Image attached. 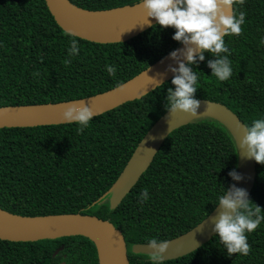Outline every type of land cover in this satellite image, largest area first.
<instances>
[{
    "label": "trees",
    "instance_id": "obj_1",
    "mask_svg": "<svg viewBox=\"0 0 264 264\" xmlns=\"http://www.w3.org/2000/svg\"><path fill=\"white\" fill-rule=\"evenodd\" d=\"M98 11L133 6L139 0H70ZM239 36H226L232 76L219 82L204 61L196 99L227 106L245 124L264 116V0H243ZM174 29L156 24L122 43L101 44L64 32L45 0H0V107L57 103L93 96L130 80L176 49ZM79 52L69 57L70 40ZM66 61H68L66 63ZM115 65L109 76L105 65ZM38 72V76L33 73ZM172 79V78H171ZM171 79L141 99L99 116L77 133L75 124L0 128V209L24 217L81 213L108 220L119 229L129 264H149L136 244L156 237L170 240L188 232L230 188L238 152L227 129L202 117L173 131L148 169L116 209L102 198L120 176L138 143L163 116ZM149 199L138 203L142 189ZM102 198V199H101ZM101 199V200H100ZM249 199L264 215V165L256 163ZM247 256L226 254L216 235L197 250L163 264H264V221L247 236ZM62 250L54 255L57 249ZM99 264L94 242L67 236L33 242L0 239V264Z\"/></svg>",
    "mask_w": 264,
    "mask_h": 264
},
{
    "label": "water",
    "instance_id": "obj_2",
    "mask_svg": "<svg viewBox=\"0 0 264 264\" xmlns=\"http://www.w3.org/2000/svg\"><path fill=\"white\" fill-rule=\"evenodd\" d=\"M45 2L56 23L64 32L95 43L127 42L156 24L153 18H149L150 23L145 24V12L142 5L138 4L91 11L78 7L70 0H45ZM121 8H135V11L125 19L120 18L110 22H100L90 17L91 14ZM183 48L184 45L181 44L174 50H182ZM170 66L176 67L177 65L174 60L169 58L168 53L130 80L93 96L57 103L2 106L0 107V128L67 124L62 117L63 111L71 104H80L81 102L90 107L96 114L95 116H99L127 102L141 99L169 81L173 76V73L168 71ZM153 77L161 82L159 86H155V82L150 79ZM197 100L200 101L197 116H191L181 111L166 112L144 135L116 182L102 197L109 196L111 209H116L137 184L165 139L173 131L190 121L207 117L219 122L231 134L236 147L239 148L240 141L245 134V124L239 117L219 102L205 99ZM238 161L237 172L242 176V180L234 181L233 184L245 189L249 196L255 183L256 162L253 159L245 158L243 153L239 151ZM220 211L217 205L194 228L167 240L169 242L168 248L162 256L164 261L185 256L209 242L216 235L212 231V226ZM67 236H83L90 239L95 243L98 255L100 248L104 249L108 264H129L125 237L108 220L81 213L24 217L0 209L1 240L33 242ZM62 249L63 247L57 249L54 255H57ZM132 250L134 253L148 255L152 251L147 244H136ZM61 264L66 263L62 262Z\"/></svg>",
    "mask_w": 264,
    "mask_h": 264
},
{
    "label": "clouds",
    "instance_id": "obj_3",
    "mask_svg": "<svg viewBox=\"0 0 264 264\" xmlns=\"http://www.w3.org/2000/svg\"><path fill=\"white\" fill-rule=\"evenodd\" d=\"M243 0H139L145 12L146 23L153 18L161 29L173 28L172 39L184 45L182 50H173L169 58L176 62V67H169L173 73L171 85L167 88L165 108L167 112L181 111L191 116H197L200 101L195 98L198 75L193 66L204 61L205 53L215 57L207 62L210 75L217 81H227L232 76L229 60V47L225 44L226 36H239L241 26L245 21V12L238 15L234 12ZM71 36L72 34L69 33ZM260 43L264 44V37ZM79 48L77 40H70L69 57L77 55ZM68 61H66L67 63ZM108 75L114 76L115 65H105ZM38 76V72L33 73ZM159 86L161 82L150 78ZM96 114L84 103L71 104L62 113L63 120L77 126V133L83 132L90 126ZM242 152L243 156L264 165V116L252 120L245 125V134L235 152ZM228 176L233 181L242 180V176L235 170H230ZM149 199L148 189L144 188L139 194L138 203L143 205ZM221 210L215 217L212 231L219 239V243L226 250V254H240L247 256L250 246L247 243L248 234L256 230L264 221L261 207L250 201L245 189L234 184L217 196L216 204ZM167 240L156 237L147 239L146 244L152 251L149 254V264H163L162 258L168 248Z\"/></svg>",
    "mask_w": 264,
    "mask_h": 264
},
{
    "label": "bare ground",
    "instance_id": "obj_4",
    "mask_svg": "<svg viewBox=\"0 0 264 264\" xmlns=\"http://www.w3.org/2000/svg\"><path fill=\"white\" fill-rule=\"evenodd\" d=\"M135 8H124V9H115L110 11L99 12L95 14H91L90 17L100 22H110L115 21L116 19L123 18L125 19L128 15H130ZM100 264H108L107 254L105 253L103 248H100L99 252Z\"/></svg>",
    "mask_w": 264,
    "mask_h": 264
}]
</instances>
